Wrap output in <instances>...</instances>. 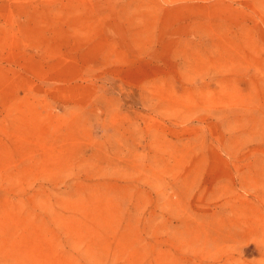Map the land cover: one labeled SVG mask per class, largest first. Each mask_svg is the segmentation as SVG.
<instances>
[{
    "label": "rangeland",
    "instance_id": "374dc122",
    "mask_svg": "<svg viewBox=\"0 0 264 264\" xmlns=\"http://www.w3.org/2000/svg\"><path fill=\"white\" fill-rule=\"evenodd\" d=\"M0 264H264V0H0Z\"/></svg>",
    "mask_w": 264,
    "mask_h": 264
}]
</instances>
